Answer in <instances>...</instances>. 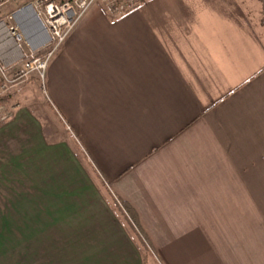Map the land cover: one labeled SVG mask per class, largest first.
<instances>
[{"label": "crops", "instance_id": "obj_1", "mask_svg": "<svg viewBox=\"0 0 264 264\" xmlns=\"http://www.w3.org/2000/svg\"><path fill=\"white\" fill-rule=\"evenodd\" d=\"M58 50L53 116L21 105L0 123V249L264 264L262 2L144 0L117 17L96 2Z\"/></svg>", "mask_w": 264, "mask_h": 264}, {"label": "rangeland", "instance_id": "obj_2", "mask_svg": "<svg viewBox=\"0 0 264 264\" xmlns=\"http://www.w3.org/2000/svg\"><path fill=\"white\" fill-rule=\"evenodd\" d=\"M53 1L56 4H76L83 0H0V48L4 46L5 36H12L10 30L11 27L17 29V33H20L23 37L21 41V49L23 54L21 55L17 50L15 51L14 45L9 50H4L3 59L6 65L5 75L0 74V121L3 117L8 118L12 116L14 111L19 106L25 105L34 109H38L40 113L53 116L49 110V93L47 91V85L52 84V78H48L49 67L52 68L54 59L58 56H51L48 62V66L45 69H37L39 63H33L34 68H28L24 73V66L30 62H34L37 59L41 63L45 62L49 57L48 54L51 51V46L44 40L45 37H41V33L35 34L29 33L25 30V23H22L19 18L11 19L14 14L32 7L34 12L39 13L40 9H45L47 4ZM144 0H94L96 2H103L110 14L114 17L121 16L137 6ZM117 8L120 12L117 13ZM259 15V11H258ZM24 20V19H22ZM29 21L30 19L27 18ZM27 28L30 30L31 23H27ZM9 29V32L7 31ZM35 30V29H34ZM18 44V43H17ZM57 59V58H56ZM32 69V70H31ZM62 112L72 114L71 111H67L66 108L61 105ZM49 113V114H48ZM51 114V115H50ZM68 122V120H67ZM63 126V125H62ZM0 264H21V250H6L0 249Z\"/></svg>", "mask_w": 264, "mask_h": 264}, {"label": "built area", "instance_id": "obj_3", "mask_svg": "<svg viewBox=\"0 0 264 264\" xmlns=\"http://www.w3.org/2000/svg\"><path fill=\"white\" fill-rule=\"evenodd\" d=\"M48 1V0H45ZM264 6V0H260ZM94 3V0H83L80 2H76V4H56L53 1H50L45 9H40L39 13L36 14L39 22L43 25L44 31V37L47 38L46 41L48 42V45L51 46V51L48 54V59L41 63L39 59H37L34 62H30L26 65V69L24 66V70L22 73L25 72V70H28V68H34L33 63H39L37 65V69H45L48 66L49 59L51 56L56 52L61 44L64 42L72 28L75 26L77 21L83 16V14L87 11V9ZM32 8V7H31ZM24 11V9H23ZM14 14L11 16V19L19 18V20L22 23H29V21L26 19V17L22 14V12ZM117 13L120 12L117 8ZM24 19V20H22ZM30 24V23H29ZM1 27V26H0ZM12 32V36H5L4 40V46L0 48V74L5 75L6 73V65L3 63V53L4 50H9L12 45H14L15 51L17 50L21 55L23 54V50L21 49V41L23 40V37L20 33H17V29L11 27L10 28ZM30 30H32V25L30 26ZM7 31L10 34L9 29ZM33 31V30H32ZM43 33V32H42ZM18 43V44H17ZM31 69V70H32ZM16 111V110H15ZM14 111V113H15ZM12 114V116L14 115ZM12 116H9L8 118L3 117L0 123L5 122L9 120Z\"/></svg>", "mask_w": 264, "mask_h": 264}, {"label": "bare ground", "instance_id": "obj_4", "mask_svg": "<svg viewBox=\"0 0 264 264\" xmlns=\"http://www.w3.org/2000/svg\"><path fill=\"white\" fill-rule=\"evenodd\" d=\"M22 14L27 18H29V23H31L32 25V30L33 31H29V27L27 28V26H29L27 23H25V30L28 31L29 33L35 34L36 32L41 33V37H44V29H43V25L39 22L36 13L34 12L33 8L29 7L27 9H25ZM35 29V30H34ZM36 31V32H35ZM43 32V33H42ZM46 37V36H45ZM47 38H44V40H46Z\"/></svg>", "mask_w": 264, "mask_h": 264}, {"label": "trees", "instance_id": "obj_5", "mask_svg": "<svg viewBox=\"0 0 264 264\" xmlns=\"http://www.w3.org/2000/svg\"><path fill=\"white\" fill-rule=\"evenodd\" d=\"M1 100V99H0Z\"/></svg>", "mask_w": 264, "mask_h": 264}]
</instances>
